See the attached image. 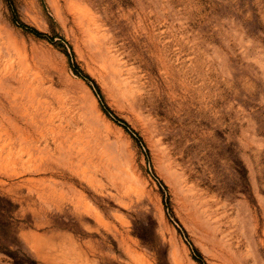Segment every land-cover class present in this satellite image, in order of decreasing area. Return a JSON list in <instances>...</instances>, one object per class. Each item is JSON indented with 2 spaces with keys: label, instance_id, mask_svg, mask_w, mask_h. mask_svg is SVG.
I'll return each instance as SVG.
<instances>
[{
  "label": "rangeland",
  "instance_id": "rangeland-1",
  "mask_svg": "<svg viewBox=\"0 0 264 264\" xmlns=\"http://www.w3.org/2000/svg\"><path fill=\"white\" fill-rule=\"evenodd\" d=\"M0 264H264V0H0Z\"/></svg>",
  "mask_w": 264,
  "mask_h": 264
}]
</instances>
